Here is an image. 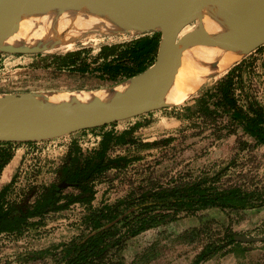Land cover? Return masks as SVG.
Returning a JSON list of instances; mask_svg holds the SVG:
<instances>
[{
    "label": "rangeland",
    "instance_id": "1",
    "mask_svg": "<svg viewBox=\"0 0 264 264\" xmlns=\"http://www.w3.org/2000/svg\"><path fill=\"white\" fill-rule=\"evenodd\" d=\"M196 26V22L190 24L182 34ZM135 34L97 33L88 39L71 43L72 47L63 45L36 54L0 52V94L97 92L115 87L122 82L112 84L99 79L96 74L82 75L56 68L51 64L53 55L86 47L91 49L90 56H94L101 45L128 40ZM260 46L261 49L257 50ZM258 47L252 51L250 62L244 70L245 91L255 94L264 104V43ZM251 54L242 56L217 76L207 80L178 107L193 105L194 96L215 85L230 67ZM179 109L174 106L162 108L117 121L115 125L104 129H84L53 139L16 143L14 158L1 174L0 189L15 174L16 182L7 195L8 199L22 197L33 185L55 183L59 178V168L73 142H79L83 147H92L99 141L102 131L125 130L136 122L140 123V127L134 135L140 141H161L170 136L176 138L168 145L160 144L152 148L116 145L113 148L114 155L140 154L143 158L127 168L110 170L95 183L96 198L93 204L96 206L104 201L114 202L140 184H166L172 177L189 179L206 172L213 173L220 168H227L222 183L241 184L250 188L264 184V145H257L241 129L228 133L227 129L213 123L212 117L206 120L195 117V109L189 110L191 113L188 116ZM244 141H247L246 146ZM74 191L77 190L71 186L64 189V192ZM84 212L85 206L75 203L68 209L47 213L42 218L45 219L44 225L29 226L22 234H1L0 264L43 262L29 261L26 258L27 252L50 247L79 234ZM31 219L35 221L40 217ZM195 227L201 229L194 231ZM228 229L242 236H264V206L229 213L216 208L201 210L197 216H182L177 221L147 230L127 243L123 252L125 264H190L208 241L223 238L229 232ZM243 246L246 250L237 248L225 255L217 254L202 264H264V241L243 242Z\"/></svg>",
    "mask_w": 264,
    "mask_h": 264
},
{
    "label": "trees",
    "instance_id": "2",
    "mask_svg": "<svg viewBox=\"0 0 264 264\" xmlns=\"http://www.w3.org/2000/svg\"><path fill=\"white\" fill-rule=\"evenodd\" d=\"M160 41L161 32L149 31L128 40L105 43L94 56H90L91 49L86 47L55 54L51 64L82 75L96 74L99 79L116 84L153 65ZM260 49L261 46L257 48ZM251 56L234 64L215 85L194 96L193 105L174 107L183 110L185 116L191 113L189 110L195 109V117L203 120L212 117L213 123L227 129L228 133L241 129L257 145H264V104L255 94L245 91L244 70ZM116 123L88 129L95 131ZM138 127L140 123L136 122L125 130H104L92 147L73 142L59 168L57 182L33 185L22 197L8 199L7 195L16 182L15 174L0 189V235L22 234L29 226L44 225L45 219L42 218L47 213L81 203L85 206L80 220L81 232L67 241L31 250L26 258L29 261L42 260L39 264H125L123 252L127 243L147 230L177 221L182 216H197L201 210L216 208L229 213L264 206V184L250 188L222 183L227 168L189 179L172 177L166 184H140L114 202L94 205L96 182L110 170L127 168L143 158L140 154L114 155L116 145L152 148L168 145L176 138L170 136L161 141L143 142L134 135ZM16 143L19 142H0V177L14 158ZM69 186L77 191L64 192ZM34 217L40 219L31 221ZM200 229L195 227L193 230ZM231 230L228 229L223 238L208 241L190 264H202L217 254L225 255L237 248L246 250L243 241L237 240V233Z\"/></svg>",
    "mask_w": 264,
    "mask_h": 264
},
{
    "label": "water",
    "instance_id": "3",
    "mask_svg": "<svg viewBox=\"0 0 264 264\" xmlns=\"http://www.w3.org/2000/svg\"><path fill=\"white\" fill-rule=\"evenodd\" d=\"M88 1L90 15H95L99 6L108 4L117 6L119 0H84ZM149 7L172 12L176 15L175 29L169 26V34L161 29L149 28L145 30L130 29L117 31L111 26L104 28L103 33H128L136 32V35L149 31L161 32L157 60L144 72L127 79L132 83V96H107L92 93L87 99H80L76 96L63 98L57 101L49 99L55 95L51 92H23L6 93L22 100L24 96L45 97V102L41 106L28 105V112L12 117H0V142H27L42 141L61 137L76 131L99 127L112 122L134 118L154 110L180 105L194 93L190 94L185 101L180 104L169 102L168 95L175 83L176 76L182 65L183 57L186 52L197 45H206L208 30L204 24L205 13L210 11L213 20L232 3L240 0H134ZM66 0H3L0 9V40L5 36L17 33L25 19H36L40 15L59 7ZM211 9V10H210ZM196 22L195 29L184 34L182 32L190 24ZM95 27V26H94ZM79 34H56L40 47L8 46L0 42V52L36 54L42 53L53 48L68 45L80 41L88 36L101 33L93 28L90 31L72 30ZM182 34V35H181ZM175 43L178 48L172 57L161 64L163 61L164 46ZM264 43V38L246 51L244 55L251 53L255 48ZM243 55V56H244ZM161 64V65H160ZM160 66V67H159ZM152 67L155 71L147 76L143 84L139 80L144 74L148 73ZM157 67V68H156ZM123 81V82H125ZM163 81L160 88L156 89L158 83ZM122 82V83H123ZM141 83V84H140ZM143 86V87H142ZM113 88V87H112ZM66 185V184H64ZM236 239L243 242L264 241L262 237H248L237 235Z\"/></svg>",
    "mask_w": 264,
    "mask_h": 264
},
{
    "label": "bare ground",
    "instance_id": "4",
    "mask_svg": "<svg viewBox=\"0 0 264 264\" xmlns=\"http://www.w3.org/2000/svg\"><path fill=\"white\" fill-rule=\"evenodd\" d=\"M2 1L0 0V9ZM89 4L84 0H66L59 7L36 19L23 20L17 33L3 37L0 42L8 46L37 48L56 34L66 31H68L67 34L80 33L71 32L70 28L72 30L83 29L86 32L95 28L101 33L105 32L104 28L110 26L117 31L156 28L161 29L165 35L169 34V26L173 27L171 32L175 29L176 15L172 12L155 9L134 0H119V4L115 7L104 4L99 6L94 16L88 13ZM213 18L210 11L205 13L204 24L209 32L206 45L194 46L184 55L175 83L168 95L169 102L180 104L185 101L207 80L236 62L256 42L264 38V0H240L238 3L228 5L218 17L214 20ZM71 45L68 43L66 47ZM177 48L174 42L169 46H164V57L161 64L168 61ZM155 70V67H152L148 73L144 74L139 79L141 83L143 84L144 79ZM162 84L163 81L158 83L156 89ZM132 86L130 81H125L113 88L99 90L95 93L86 91L58 93L49 100L57 101L73 96L87 99L92 93L111 97L132 96L134 94ZM45 101V97L42 96H28L18 100L10 94H0V117L27 113L29 104L41 106Z\"/></svg>",
    "mask_w": 264,
    "mask_h": 264
}]
</instances>
